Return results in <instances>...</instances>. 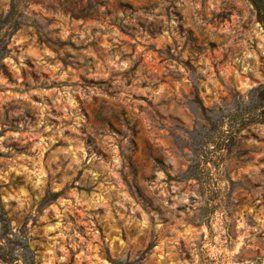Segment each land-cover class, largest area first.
Returning <instances> with one entry per match:
<instances>
[{
    "label": "clouds",
    "instance_id": "obj_1",
    "mask_svg": "<svg viewBox=\"0 0 264 264\" xmlns=\"http://www.w3.org/2000/svg\"><path fill=\"white\" fill-rule=\"evenodd\" d=\"M0 264H264V0H0Z\"/></svg>",
    "mask_w": 264,
    "mask_h": 264
}]
</instances>
